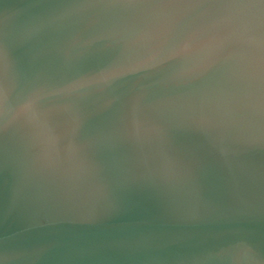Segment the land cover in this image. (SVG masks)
Returning a JSON list of instances; mask_svg holds the SVG:
<instances>
[{
	"label": "water",
	"instance_id": "obj_1",
	"mask_svg": "<svg viewBox=\"0 0 264 264\" xmlns=\"http://www.w3.org/2000/svg\"><path fill=\"white\" fill-rule=\"evenodd\" d=\"M0 264H264V0H0Z\"/></svg>",
	"mask_w": 264,
	"mask_h": 264
}]
</instances>
